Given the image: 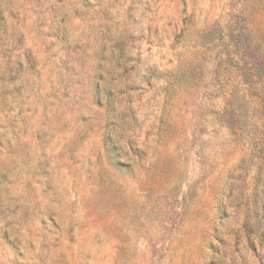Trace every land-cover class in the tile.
<instances>
[{
    "label": "rangeland",
    "instance_id": "rangeland-1",
    "mask_svg": "<svg viewBox=\"0 0 264 264\" xmlns=\"http://www.w3.org/2000/svg\"><path fill=\"white\" fill-rule=\"evenodd\" d=\"M0 264H264V0H0Z\"/></svg>",
    "mask_w": 264,
    "mask_h": 264
}]
</instances>
